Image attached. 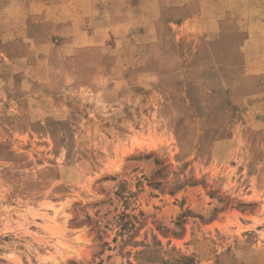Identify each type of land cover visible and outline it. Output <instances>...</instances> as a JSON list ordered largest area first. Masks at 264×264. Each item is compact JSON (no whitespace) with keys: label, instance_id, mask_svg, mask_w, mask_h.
Instances as JSON below:
<instances>
[{"label":"rangeland","instance_id":"374dc122","mask_svg":"<svg viewBox=\"0 0 264 264\" xmlns=\"http://www.w3.org/2000/svg\"><path fill=\"white\" fill-rule=\"evenodd\" d=\"M0 264H264V0H0Z\"/></svg>","mask_w":264,"mask_h":264}]
</instances>
